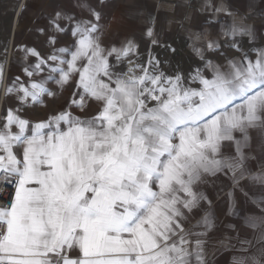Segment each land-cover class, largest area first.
<instances>
[{"label": "snow or ice", "instance_id": "1", "mask_svg": "<svg viewBox=\"0 0 264 264\" xmlns=\"http://www.w3.org/2000/svg\"><path fill=\"white\" fill-rule=\"evenodd\" d=\"M88 11L94 20L57 13V31H65L57 21L73 22L74 43L47 57L25 49V59L37 58L26 75L45 67L48 75L28 86L17 77L6 90L20 106L7 109L0 126V184L11 188L0 205V264H210L213 213L203 205L212 202L202 186L229 179L231 215L234 192L247 196L241 181L264 185V171L248 168L254 159L248 130L264 127V47L245 50L237 42L247 37L254 44L255 27L223 0H204L198 11L210 15L203 31L188 30L201 64L187 75H168L154 57L134 62L138 46L132 40L103 46L101 14ZM221 14L228 21L219 20ZM146 35L158 43L151 27ZM223 49L241 56L228 57ZM124 61L127 72L119 70ZM3 76L0 64V81ZM48 81L75 90L64 108L33 123L20 112L56 95ZM90 101L95 113L77 115ZM253 202L262 215L242 220L257 230L259 247L233 256L232 264H264V199ZM235 239L242 253L253 244L238 234Z\"/></svg>", "mask_w": 264, "mask_h": 264}, {"label": "crops", "instance_id": "2", "mask_svg": "<svg viewBox=\"0 0 264 264\" xmlns=\"http://www.w3.org/2000/svg\"><path fill=\"white\" fill-rule=\"evenodd\" d=\"M203 2L204 0H103V3L101 0H0V49L4 57V76L0 81V126L4 123L6 110L20 106L15 93L5 95L16 78L19 77L20 82L28 86L32 80L39 82L48 75L47 67L34 77L30 78L26 75L25 67L35 64L37 58L27 54L25 59V49H35L41 57H47L56 49L74 43L75 38L71 34L73 22L66 19L57 21L60 27L65 29L62 32L57 31L53 24L57 13L62 17L71 14L75 20L92 21L93 16L88 8H94L101 14L99 21L101 42L105 47L113 45L120 47L128 40H132L139 47L143 38L151 46L170 40L173 45H176L175 41H180L181 46L190 47L193 40L189 39L188 30L191 29L193 33L202 32L203 22L210 15L208 12L198 11ZM219 2L220 0H213V3ZM223 2L235 11L238 17H245V22L255 27L256 42L250 44L247 37H238L237 42L241 47L247 45L246 50L252 47H264V0H223ZM142 14L147 16L146 22L140 21L139 15ZM186 15L190 16V20L185 19ZM218 19L228 21V17L223 14ZM149 27L153 29L154 37L158 41L156 44L152 43V37L146 35ZM218 27L219 25L212 26L213 35L216 34ZM53 37L54 44L50 42V38ZM221 42L223 43V40ZM225 52L228 57L241 56L240 52L233 49H225ZM249 55L255 59V53L250 52ZM110 59L115 62L114 58ZM216 60L223 63L221 57ZM51 63L53 62L49 61V64ZM45 86L56 95L54 97L44 95L43 104H30L20 112L21 116L33 123L44 120L64 108L70 93L75 90L74 84L61 90L53 81H48ZM89 103L90 107L86 113L77 110L76 114H94L97 106L95 102ZM15 130L14 128L13 131ZM248 135L250 137L248 151L254 157L248 161V168L251 172L264 171V127L251 128L248 130ZM241 184L247 196L239 190L234 192L235 205L231 215L228 197L230 180L221 176L209 180L202 186V190L212 202L210 208L207 203L203 205L205 210L213 213V227L207 236L210 264H232L233 256L251 255L255 248L259 247L253 240L257 230L245 227L242 218L250 214L262 215L259 206L253 200L264 199V185L247 179L241 181ZM203 214V211L195 213L190 217L186 227L194 225ZM228 225H235V228H229ZM195 230L203 231V229ZM237 234L241 239L253 240L247 253L239 250L241 246L235 239Z\"/></svg>", "mask_w": 264, "mask_h": 264}, {"label": "rangeland", "instance_id": "3", "mask_svg": "<svg viewBox=\"0 0 264 264\" xmlns=\"http://www.w3.org/2000/svg\"><path fill=\"white\" fill-rule=\"evenodd\" d=\"M140 21L146 22V15H139ZM94 20V18H93ZM143 38V37H142ZM173 42L166 41L158 43L156 45H150L146 39H141L138 47L137 54L131 58L134 62L139 64H145L149 57L158 59L161 63L160 69L168 75H174L176 72H182L185 75L192 69L193 66L200 65L201 62L195 56L191 47L180 45V41ZM243 49H247V45H243ZM174 49V51H173ZM225 51V49H223ZM3 52L0 49V64H3L4 68V57ZM213 59L219 58V55L213 56ZM128 62L124 61L119 65V69L122 71L128 70Z\"/></svg>", "mask_w": 264, "mask_h": 264}, {"label": "built area", "instance_id": "4", "mask_svg": "<svg viewBox=\"0 0 264 264\" xmlns=\"http://www.w3.org/2000/svg\"><path fill=\"white\" fill-rule=\"evenodd\" d=\"M10 192H11L10 187L6 188L3 184H0V197H3V199H0V205L8 201Z\"/></svg>", "mask_w": 264, "mask_h": 264}, {"label": "bare ground", "instance_id": "5", "mask_svg": "<svg viewBox=\"0 0 264 264\" xmlns=\"http://www.w3.org/2000/svg\"><path fill=\"white\" fill-rule=\"evenodd\" d=\"M2 99V98H1Z\"/></svg>", "mask_w": 264, "mask_h": 264}]
</instances>
